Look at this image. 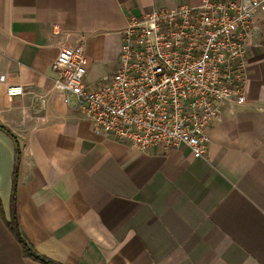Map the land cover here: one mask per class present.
I'll return each mask as SVG.
<instances>
[{
	"label": "crops",
	"instance_id": "0c3cea01",
	"mask_svg": "<svg viewBox=\"0 0 264 264\" xmlns=\"http://www.w3.org/2000/svg\"><path fill=\"white\" fill-rule=\"evenodd\" d=\"M194 3L0 0V264H44L8 229L13 212L58 264H264V12L247 39L245 102L221 107L204 159L97 135L52 86L61 46L83 48L94 85L117 69L129 14ZM17 84L27 94L8 99Z\"/></svg>",
	"mask_w": 264,
	"mask_h": 264
},
{
	"label": "built area",
	"instance_id": "2783aa9c",
	"mask_svg": "<svg viewBox=\"0 0 264 264\" xmlns=\"http://www.w3.org/2000/svg\"><path fill=\"white\" fill-rule=\"evenodd\" d=\"M264 0H196L175 8L129 14L121 32L118 66L94 85L85 81L81 46L63 45L52 63V86L97 135L137 150L185 145L204 159L211 127L224 104L245 102L247 39ZM20 84L8 99L24 96Z\"/></svg>",
	"mask_w": 264,
	"mask_h": 264
},
{
	"label": "trees",
	"instance_id": "16d2710c",
	"mask_svg": "<svg viewBox=\"0 0 264 264\" xmlns=\"http://www.w3.org/2000/svg\"><path fill=\"white\" fill-rule=\"evenodd\" d=\"M19 153H20V148L16 144V164L19 159ZM15 174H16V166L14 167V178H13L12 193H11L12 207L14 206L15 192H16ZM7 226H8V229L15 236L17 241L20 243L22 247V252L25 256L35 258L36 260H39L44 264H58V263L52 262L51 260L46 259L45 257L37 255L33 251L31 245L28 243L26 238L23 236V234L19 230V225L16 220L15 212H13L11 221L7 223Z\"/></svg>",
	"mask_w": 264,
	"mask_h": 264
},
{
	"label": "rangeland",
	"instance_id": "374dc122",
	"mask_svg": "<svg viewBox=\"0 0 264 264\" xmlns=\"http://www.w3.org/2000/svg\"><path fill=\"white\" fill-rule=\"evenodd\" d=\"M105 67L107 68L108 66H105ZM113 68H114V66L112 65V66L110 67L111 71L113 70ZM98 71L101 72V69H99ZM105 71H108V69H105ZM97 73H99V72H97Z\"/></svg>",
	"mask_w": 264,
	"mask_h": 264
}]
</instances>
